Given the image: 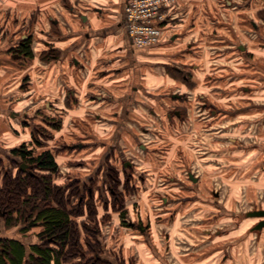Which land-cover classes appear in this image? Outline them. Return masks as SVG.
<instances>
[{"label":"rangeland","instance_id":"rangeland-1","mask_svg":"<svg viewBox=\"0 0 264 264\" xmlns=\"http://www.w3.org/2000/svg\"><path fill=\"white\" fill-rule=\"evenodd\" d=\"M33 1L0 0V19L4 8L13 14L20 13V7L15 5L25 3L31 8ZM225 1L232 2L230 22L236 32L233 31L234 35L231 31V50L225 52L228 50L225 47L224 51L216 49L211 55L205 52L201 60L204 61L203 72L198 75L185 70L179 76L168 77V87L183 90L184 98L180 101L183 106H175L172 98L166 96L168 109L160 110V122L148 125L156 133L144 138L150 152H143L137 145L130 148V156L137 166L133 168L135 185L132 187L135 190L129 185V188L120 185L115 188L120 200L100 196V200L86 201L89 210L94 209V204L102 214L100 231L96 235H91L90 229L100 220L97 221L91 211L87 214L86 206L82 208L86 215L76 217L75 223L80 226L78 239L87 253L86 259L93 255L85 245L89 241L88 233L95 242L93 247L104 260L111 261L110 264H161L159 259L166 264H264V253L259 251L264 250V244L258 248L264 236L249 230L260 217L244 216L245 211L264 208V172H261L260 148H256L258 142L264 144V0H216V3L223 6ZM53 3L58 6L60 3L62 7L63 3L70 4L69 0H53ZM221 12L211 10L208 14L217 16L222 15ZM23 14L24 18H29V11L24 10ZM237 44L246 46V54L239 53ZM228 63L229 70L217 68L228 66ZM135 72L137 75L138 71ZM171 77H179L183 83L178 84L177 80L173 87ZM196 82L198 85L191 88V83ZM207 97L221 109L215 118H209L208 110L202 105ZM42 107L46 114V108ZM178 107L187 114L183 121L173 113ZM55 119L60 120L59 117ZM53 128L57 126L33 129L43 140V146L35 152L50 146L55 156L60 157L59 173L54 180L78 188V198L85 196L90 186L92 190L97 187L94 184L79 186L73 179L84 176L82 168L64 170V166L78 162L73 159L77 156L69 157L73 150L60 147L67 143L63 134L55 135ZM25 142L30 145V140ZM19 144L20 141L10 142L9 146ZM10 155L11 149L2 151L0 156L1 185L7 174L5 171L12 175L17 172L16 164L9 160ZM119 163L116 159L120 168ZM68 198L71 203L77 199L70 195ZM105 200L108 202L106 210ZM0 213L3 214L0 215V237L13 236L25 243L38 241L36 235L41 227L33 223V219L6 226V211L1 209ZM132 221L136 222L135 226H142L145 233L127 226L126 223ZM78 259H81L78 253L70 258L65 255L61 264H79Z\"/></svg>","mask_w":264,"mask_h":264},{"label":"crops","instance_id":"crops-1","mask_svg":"<svg viewBox=\"0 0 264 264\" xmlns=\"http://www.w3.org/2000/svg\"><path fill=\"white\" fill-rule=\"evenodd\" d=\"M124 2L69 0L70 4L63 3L62 7L59 3V7L53 0H35L31 8L25 3L15 5L20 7V13L29 11L28 19L23 13L13 14L4 8L0 19V153L15 147H10V142L30 140L33 125L45 126L49 119L59 117L60 124L53 128L55 135L63 134L65 145L80 144L72 146L69 154V157L77 156L78 159H73L78 162L64 166V170L82 168L84 176L74 179L79 186L88 185L89 176L98 171L99 165L103 166L111 149L113 154L120 155L119 161L127 159L136 145L143 152H150L144 138L156 133L148 125L160 122V110L168 109L166 96L172 98L175 106H183L179 97L183 90L168 87L169 76L185 70L198 75L203 72L204 61L201 60L205 52L211 55L216 49L231 50L234 29L230 22V1L220 6L216 0H176L165 22L161 41L138 50L131 47L123 27ZM218 9L222 15L208 14ZM19 38H29L31 46V53L22 62L9 59L10 49ZM217 68L229 70L230 67L228 63ZM171 79L173 87L177 80L178 84L183 83L179 77ZM196 85L197 82L191 83V88ZM175 110L185 115L183 120L187 118L180 107ZM23 118H28L29 122L25 123ZM257 144L261 172H264V144L262 141ZM53 155L59 168L60 157ZM88 196L94 201L103 195L97 187ZM107 208L106 204L104 209ZM257 209L264 208L253 210ZM98 211L97 208L95 217L101 223L102 214ZM249 211L244 212L245 217ZM260 219L264 217L257 218L249 230L264 236V227L253 229ZM73 220L76 222V217ZM20 241L27 253L29 245L39 243V240ZM263 244L264 240L258 243V248ZM259 251L264 253L262 249Z\"/></svg>","mask_w":264,"mask_h":264},{"label":"trees","instance_id":"trees-1","mask_svg":"<svg viewBox=\"0 0 264 264\" xmlns=\"http://www.w3.org/2000/svg\"><path fill=\"white\" fill-rule=\"evenodd\" d=\"M23 45L27 47V41H24ZM31 137L30 145L24 143L13 149L14 154H19L23 162L31 168L29 171L18 170L14 175L11 173L5 175L2 185L0 184V210L6 211L4 216L6 226L26 223L33 219V223L41 227V230L37 232L39 243L29 245V253H27L24 243L19 239L0 238V264H61L65 255L70 258L77 253L81 258L78 259L79 264H83L84 261V264H110L100 256L99 250L93 247L95 242L91 235H96L100 231V222H96L91 227V235L87 233L89 241L85 245L89 252H93V255L87 258L88 260L87 253L82 248L83 244L78 239L79 230L73 218L82 215L84 213L82 208L85 206L87 214L91 211V214L95 215L97 209L93 200L88 195L78 198L77 194L80 192L78 188H73L69 184L64 186L54 180V176L59 173V168L52 151L42 149L36 153L35 147L43 146V140L34 132ZM60 147L68 148L65 144ZM32 168L38 171L34 172ZM127 186L126 183L123 188H129ZM115 188L113 186L114 194L118 195ZM68 195L76 196L77 199L71 203ZM111 197L114 198V196ZM118 197L120 200V196ZM105 199L109 198L105 197ZM89 200H92L93 210H89L86 203ZM104 202L108 205L107 200ZM126 224L128 226V222ZM23 229L21 228V232ZM82 259L84 260L80 263Z\"/></svg>","mask_w":264,"mask_h":264},{"label":"flooded vegetation","instance_id":"flooded-vegetation-1","mask_svg":"<svg viewBox=\"0 0 264 264\" xmlns=\"http://www.w3.org/2000/svg\"><path fill=\"white\" fill-rule=\"evenodd\" d=\"M252 24H253L254 28H257V25L255 22H252ZM24 41H27V47H25L23 45ZM30 48H31V46H30L29 38H25V39L19 38V40L16 43H14L12 45V48L10 49L9 59L14 60V61L19 60L22 62V59L27 58L29 56V54L31 53ZM236 48L239 51V53H241V54L243 53V55L246 54V46H243L241 44H237ZM179 97L184 98V96H182V94ZM202 98H204V96H202ZM202 105L204 108H206L208 110L209 118H215V116L221 112L220 107H218L216 105L214 100L209 99L208 97H207V101L206 102L203 101ZM173 113L182 120H183V117H185V115L181 114V112L179 114V112L177 110L173 111ZM43 118L46 119V121L48 120L46 117H43ZM22 121H24L25 123L29 122L28 118H23ZM58 123L60 124V120H56L55 118H52V119H49V123L46 124L45 126L35 124L32 126L31 136L34 132L33 129H38V127H40V126L42 128H46V127L51 128V126H53V127L58 126L59 125ZM27 143L28 142H25V144H27ZM22 144H24V143L20 142L19 146H21ZM76 145L77 144L66 145V146H68L69 149H72L73 147L75 148ZM19 146H17V147H19ZM17 147H15V148H17ZM35 148H37V147H35ZM13 149H14V147L11 148V155H10L11 158H9V160L16 164L15 165L16 170L17 171L18 170L29 171V169L31 167L28 164H26L25 162H23V160L21 159L19 154H14ZM112 152L113 151L111 149V151L108 154H106L105 163L103 164V166L99 165L98 171H95L92 175L89 176L90 182L88 183V185L96 184V187H98V192L100 195H103L104 197H107V198L114 196L115 199H118L119 198L118 195L114 194L115 190L113 189V186L118 188L120 185H122V187H123L127 183L129 185V187L134 191L135 189L133 187L135 184H133V176H134V172H133L134 169L133 168L137 167V166L135 165L136 163L134 162L133 158H131L129 156V157H127V159H122L120 161L121 167L119 168L118 165L116 164V159L119 160L120 155H118V153L113 154ZM0 156H1V153H0ZM22 164L26 165V167L23 168ZM32 170L35 172L38 171L36 168H32ZM8 172L9 171H5V173H8ZM120 175L122 177H120ZM83 185H85V183ZM91 187L92 186H90L87 189L88 193L86 191V195H88V194L90 195V193H92ZM81 199L82 198L80 197V200ZM0 215L2 216L3 214L0 213ZM129 223H130L129 226L137 228V230L141 233H145L144 232L145 229L142 226H140L138 224L135 226L136 222L132 221ZM13 225H16V224H13Z\"/></svg>","mask_w":264,"mask_h":264},{"label":"built area","instance_id":"built-area-1","mask_svg":"<svg viewBox=\"0 0 264 264\" xmlns=\"http://www.w3.org/2000/svg\"><path fill=\"white\" fill-rule=\"evenodd\" d=\"M176 3V0H125L123 27L131 47L138 50L158 44Z\"/></svg>","mask_w":264,"mask_h":264},{"label":"water","instance_id":"water-1","mask_svg":"<svg viewBox=\"0 0 264 264\" xmlns=\"http://www.w3.org/2000/svg\"><path fill=\"white\" fill-rule=\"evenodd\" d=\"M80 146V144H77ZM22 167H26V165L22 164ZM189 177L195 181V178L192 176V174L189 173ZM248 216H258V217H264V209H257V210H252L246 213ZM264 227V219H260L254 226L253 229H260Z\"/></svg>","mask_w":264,"mask_h":264},{"label":"bare ground","instance_id":"bare-ground-1","mask_svg":"<svg viewBox=\"0 0 264 264\" xmlns=\"http://www.w3.org/2000/svg\"><path fill=\"white\" fill-rule=\"evenodd\" d=\"M248 216V215H247Z\"/></svg>","mask_w":264,"mask_h":264}]
</instances>
